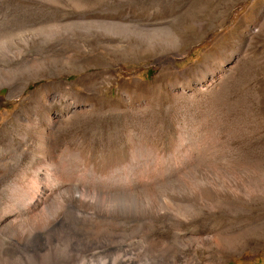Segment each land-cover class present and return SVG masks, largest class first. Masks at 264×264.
Masks as SVG:
<instances>
[{
    "label": "rangeland",
    "instance_id": "rangeland-1",
    "mask_svg": "<svg viewBox=\"0 0 264 264\" xmlns=\"http://www.w3.org/2000/svg\"><path fill=\"white\" fill-rule=\"evenodd\" d=\"M174 260L264 264V0H0V264Z\"/></svg>",
    "mask_w": 264,
    "mask_h": 264
},
{
    "label": "bare ground",
    "instance_id": "bare-ground-1",
    "mask_svg": "<svg viewBox=\"0 0 264 264\" xmlns=\"http://www.w3.org/2000/svg\"><path fill=\"white\" fill-rule=\"evenodd\" d=\"M18 54V53H17ZM18 56V55H17ZM37 196V195H36ZM31 197V196H30ZM41 198V197H40ZM39 198V199H40ZM75 199V198H74ZM35 200V199H34ZM33 200V201H34ZM50 202V201H49ZM109 202V201H108ZM122 204H124V203H122ZM134 204H136V203H134ZM75 205V204H74ZM73 205V206H74ZM105 206H107V205H105ZM108 206H110V205H108ZM45 207V206H44ZM93 207V206H92ZM100 207V206H99ZM114 207V206H113ZM78 208V207H77ZM50 210V209H49ZM84 210V209H83ZM90 210H92V209H90ZM114 210V209H113ZM122 210V209H121ZM69 211V210H68ZM95 212H97L98 214H99V209H97V210H94ZM94 211H93V213H94ZM102 211V210H101ZM108 211V210H107ZM122 212V211H121ZM139 213V212H138ZM57 214H58V212H57ZM94 214H96V213H94ZM102 214H104V212L102 213ZM108 214H109V211H108ZM122 214V213H121ZM158 214V213H157ZM81 215V214H80ZM120 215V214H119ZM145 215H146V213H145ZM135 216V215H134ZM99 217H100V214H99ZM140 217V216H139ZM91 218V217H90ZM135 218V217H134ZM133 218V219H134ZM50 220V219H49ZM114 220V219H113ZM158 220H160V219H158ZM9 222V221H8ZM4 223V222H3ZM9 224V223H8ZM54 224V223H53ZM6 225V224H5ZM10 225V224H9ZM11 226V225H10ZM51 227V226H50ZM10 228V227H9ZM162 228V227H161ZM6 230V229H5ZM12 230V229H11ZM16 230V229H15ZM22 230V229H21ZM20 231V230H19ZM17 232V231H16ZM6 233V232H5ZM20 233V232H19ZM12 237V236H11ZM20 238H22V237H20ZM14 240V239H13ZM182 255V254H181ZM172 260V259H171ZM183 260V259H182ZM163 261V260H162ZM184 261V260H183ZM165 262V261H164ZM159 263H161V262H159ZM195 263V262H194ZM165 264V263H164ZM167 264H184V262H182V261H180V262H176L175 260L174 261H171L170 263H167ZM186 264V263H185Z\"/></svg>",
    "mask_w": 264,
    "mask_h": 264
}]
</instances>
